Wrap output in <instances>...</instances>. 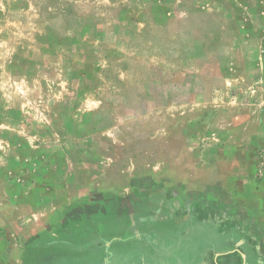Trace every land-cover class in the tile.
Instances as JSON below:
<instances>
[{"label": "rangeland", "instance_id": "374dc122", "mask_svg": "<svg viewBox=\"0 0 264 264\" xmlns=\"http://www.w3.org/2000/svg\"><path fill=\"white\" fill-rule=\"evenodd\" d=\"M254 104L264 0H0V264H264Z\"/></svg>", "mask_w": 264, "mask_h": 264}, {"label": "crops", "instance_id": "0c3cea01", "mask_svg": "<svg viewBox=\"0 0 264 264\" xmlns=\"http://www.w3.org/2000/svg\"><path fill=\"white\" fill-rule=\"evenodd\" d=\"M263 101V99H261ZM255 115H253V117H251V122L249 120V127L246 126V129H250L252 131H249L251 133V135L249 136V139H252L253 137H259V135L262 133L264 135V118L261 117L260 115L256 114V109L257 105H255ZM261 108V107H260ZM259 108V109H260ZM253 110V111H254ZM254 113V112H253ZM254 124V126H253ZM246 125V124H245ZM253 126V127H252ZM253 132V133H252ZM256 140H258L257 138H255ZM262 139L264 140V136L262 137ZM253 144V142H251ZM245 149L242 150V154L244 151V159L241 160L240 159V164L245 165L244 168H246L245 170L248 171L247 169L249 168L250 171L255 172L258 168L257 166V151L258 149H254L251 148V146H248V148L244 147ZM251 180L249 179V183L251 186H255L258 187L259 189H254L251 194L248 197V203H250L252 201V203H260V202H264V177H262L261 179H256L255 176L254 177H250ZM94 257V256H93ZM95 260H97V258H95ZM81 262L79 260H77L75 262V264H80ZM72 264H74L73 260H72Z\"/></svg>", "mask_w": 264, "mask_h": 264}]
</instances>
